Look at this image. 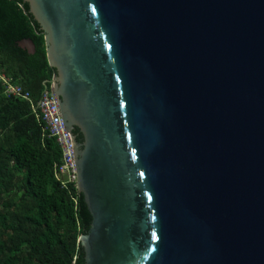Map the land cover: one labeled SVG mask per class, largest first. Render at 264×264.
I'll list each match as a JSON object with an SVG mask.
<instances>
[{
    "label": "water",
    "instance_id": "obj_1",
    "mask_svg": "<svg viewBox=\"0 0 264 264\" xmlns=\"http://www.w3.org/2000/svg\"><path fill=\"white\" fill-rule=\"evenodd\" d=\"M22 1L91 215L84 264H264V0Z\"/></svg>",
    "mask_w": 264,
    "mask_h": 264
},
{
    "label": "trees",
    "instance_id": "obj_2",
    "mask_svg": "<svg viewBox=\"0 0 264 264\" xmlns=\"http://www.w3.org/2000/svg\"><path fill=\"white\" fill-rule=\"evenodd\" d=\"M0 74L30 95H7L0 80V264H84L78 237L91 215L75 183L55 177L61 149L32 110L55 69L22 0H0Z\"/></svg>",
    "mask_w": 264,
    "mask_h": 264
},
{
    "label": "built area",
    "instance_id": "obj_3",
    "mask_svg": "<svg viewBox=\"0 0 264 264\" xmlns=\"http://www.w3.org/2000/svg\"><path fill=\"white\" fill-rule=\"evenodd\" d=\"M5 86V93L30 101V95L19 85L12 84L10 79L0 74ZM33 112L43 123V130L48 136L54 137L61 149V161L55 166V177L65 185L76 182L74 159L69 137L62 123L56 95L50 89L45 90L35 103L31 104Z\"/></svg>",
    "mask_w": 264,
    "mask_h": 264
}]
</instances>
